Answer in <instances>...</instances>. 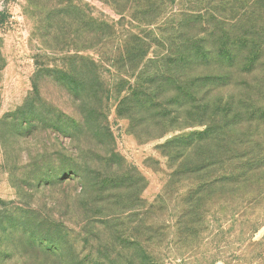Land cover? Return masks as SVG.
I'll use <instances>...</instances> for the list:
<instances>
[{
    "label": "rangeland",
    "instance_id": "1",
    "mask_svg": "<svg viewBox=\"0 0 264 264\" xmlns=\"http://www.w3.org/2000/svg\"><path fill=\"white\" fill-rule=\"evenodd\" d=\"M167 15L0 0V264H264L262 139L141 73ZM136 82L157 108L125 106Z\"/></svg>",
    "mask_w": 264,
    "mask_h": 264
},
{
    "label": "trees",
    "instance_id": "2",
    "mask_svg": "<svg viewBox=\"0 0 264 264\" xmlns=\"http://www.w3.org/2000/svg\"><path fill=\"white\" fill-rule=\"evenodd\" d=\"M140 1L154 17L168 14L157 26L154 40H140L143 59L151 43L154 46L152 57L146 58L150 72L141 71L148 76L145 82L170 87L175 98L167 103L174 113L175 100L182 92L187 115L198 122L227 117L223 127L229 131L247 129L250 123L248 129L253 127L264 149V130L258 124L264 121L260 107L264 104V0ZM137 82L123 97L125 106L131 101L132 109L157 108L154 88L139 87ZM244 159L250 162L247 174L251 179L263 167L264 156L250 152Z\"/></svg>",
    "mask_w": 264,
    "mask_h": 264
}]
</instances>
